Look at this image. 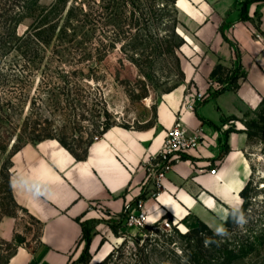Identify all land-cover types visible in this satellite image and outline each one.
Returning a JSON list of instances; mask_svg holds the SVG:
<instances>
[{"label": "rangeland", "instance_id": "1", "mask_svg": "<svg viewBox=\"0 0 264 264\" xmlns=\"http://www.w3.org/2000/svg\"><path fill=\"white\" fill-rule=\"evenodd\" d=\"M58 1L72 6L69 27L32 55L34 60L27 70L30 75L13 82L12 76L25 72L21 66H14L16 53L0 61V67H4L1 71L8 75L7 79L0 77V102L11 98L16 102L0 121V220L10 212L17 218L20 231L12 239L0 237L3 264L15 252L19 242L16 235L26 237L30 230L37 235L40 230V224L16 204L9 191L14 169L12 150L19 138L27 144L51 134L66 138L81 151V141L86 143L93 136L94 122L100 123L105 117L97 115L95 108L99 106L94 107L100 95L107 100L111 122L145 128L156 124L157 104L174 85L186 83V94L193 93L195 98L194 108L209 92L222 86L210 78L209 89L202 93L194 82L180 79L184 56L196 63L200 60L186 40L192 39L189 34L193 27L187 13L195 10L188 0H32L37 8L33 13ZM252 4L257 5L255 11L249 9ZM263 6L264 0H251L242 16L249 20L255 39L264 46ZM32 20L23 15L20 34ZM234 46L233 61L222 74L225 84L232 75L248 72L244 65L240 72L235 71V50L240 48ZM240 54L242 57L241 50ZM252 60L264 64V49ZM246 78L241 77L240 82ZM230 98L231 94L225 95L220 105H226ZM238 105L240 112L227 117L225 124L248 135L253 174L243 226L238 224L223 236H182L176 226L154 231L146 226L128 232L118 222L106 219V224L109 221L114 226L117 242L101 245L95 256L86 254L81 259L84 247L71 264H264V124L258 107ZM96 136L102 135H95L94 140ZM2 173L7 176L3 178ZM86 223L94 230L99 227L94 219ZM103 238L104 243L107 237Z\"/></svg>", "mask_w": 264, "mask_h": 264}, {"label": "crops", "instance_id": "2", "mask_svg": "<svg viewBox=\"0 0 264 264\" xmlns=\"http://www.w3.org/2000/svg\"><path fill=\"white\" fill-rule=\"evenodd\" d=\"M188 1L195 10L187 13L193 27L192 39L186 40L200 60L181 59L186 82L207 92L214 67L220 62L232 63L234 45L241 50L246 80L237 91L227 90L196 108L193 93L186 94L184 83L163 94L157 104L156 124L145 128L113 125L92 142L85 159H78L56 138L25 144L13 156L11 183L16 202L40 224V230L37 235L30 230L26 237L21 236L24 241L18 242L4 264H71L86 245L82 223L89 219L99 225L93 229L90 247L95 256L101 245L119 239L109 221L118 222L123 231L139 229L128 226L126 219L137 211L141 197H145L148 225L169 218L182 231L200 221L214 231L225 229L230 209L242 207L241 191L253 174L248 135L245 131L228 132L225 119L240 112L238 104L250 109L260 105L264 64L252 58L264 46L255 39L249 20L242 18L246 0ZM256 6L252 4L250 11ZM228 94L230 100L220 105ZM178 118L191 129L203 128L206 140L174 163L157 191L150 179L151 163ZM215 167L218 171L211 173ZM153 191L158 192L157 197L151 196ZM17 232L16 217L6 215L0 220V237L12 239ZM104 235L107 240L103 243Z\"/></svg>", "mask_w": 264, "mask_h": 264}, {"label": "trees", "instance_id": "3", "mask_svg": "<svg viewBox=\"0 0 264 264\" xmlns=\"http://www.w3.org/2000/svg\"><path fill=\"white\" fill-rule=\"evenodd\" d=\"M31 1L32 0H0V61L3 57H6L11 53L12 54L16 53L15 57L17 58L16 61L14 62V66L16 67L21 66L22 69H25V72L22 73L21 75L12 76L13 82L16 83H18L19 81L25 79L30 75V71L27 70H29L28 69L29 65L32 63V60H34L32 55L38 52L40 46L50 44L55 38V36H57V34L66 31L67 28L69 27V22L71 21L72 6L69 5L68 2H65L63 5L62 4L60 5L58 1L50 6L39 9L38 13L35 15L33 12L34 11L36 12L37 8L35 7L34 4L31 3ZM250 1L251 0H246L244 2L242 8V15L245 11H248V4L250 3ZM24 14H27V16L32 17L33 20L28 24L26 30L22 34H20L19 26L22 23V17ZM242 18L247 19L244 16H242ZM173 32L175 35L178 36L175 30H173ZM235 55L238 61V65L235 66V71L240 72V70L243 69V64L240 59L241 58L240 50L236 49ZM228 68L229 67L222 62L218 63L214 67V69L210 74V78L217 79V81L220 82L222 86L213 92H209V95L206 98H204L201 103L206 102L211 97L217 96L227 90H237L240 88L241 86L240 78L246 77L248 74L244 73L242 76L239 74L232 75L227 80L228 84H225L226 81L223 78L222 74L223 71L227 70ZM3 69L4 67L3 68L0 67V77L5 76L7 79L8 75H6V73L1 71ZM180 69H181L180 79L181 80L183 79L184 81L186 78V74L183 71L181 64H180ZM74 73L75 71H73V73L70 75L73 76ZM179 86L180 83L174 85L167 92H171ZM21 95L22 94H20V96ZM14 100L13 98H11V99H7L6 101L0 102V121L4 120V118L7 117L11 105L16 104ZM107 105L108 104L106 98H103V96L100 95V99L95 102L94 107L99 106V108H95L98 112L97 115L101 116L104 114L105 117L100 123H97V121L94 122V129L92 132L93 136L86 143L83 140L81 141V143L79 144L81 151L75 150L74 147L70 144V142H68V140L64 137H57L55 135L47 134L39 138L38 141L48 138H56L65 147H67L78 159L80 160L85 159L88 154V148L94 141L95 135L104 134L113 125H122L124 127L131 128L129 124H118L116 122H111L110 113ZM6 106L8 107V109ZM258 108H259L258 115L260 121L264 124V96ZM231 131H233V129H228V132ZM248 134L249 136L252 135L251 132H249ZM21 139L19 138L18 139L19 142L16 141V143L13 145L12 158L14 154L25 145L20 142ZM1 147L4 148V145H2ZM6 176L7 175L5 174L3 175L2 173L3 178ZM9 185H10L9 191L11 198L16 202L10 179H9ZM250 187H251V181L241 191V195L244 198V202L242 204V207L239 208V210L243 212V214L247 211L248 208L247 199L249 197ZM16 204L18 203L16 202ZM233 211L234 208H231L228 218L225 222L226 233H229L238 225V223L234 219ZM7 214L10 215L11 213L7 212ZM120 222H123V220H121ZM82 225L84 231L83 239L86 241V246L81 259H83L86 254H91L90 247L93 238V229L87 225L86 221H84ZM112 227L114 228L113 225ZM176 228L178 229V227ZM202 233H209L218 236L217 232L214 231L207 223L203 221H200L198 226L188 230L185 233H180V234L182 236H189L191 234L200 236V234Z\"/></svg>", "mask_w": 264, "mask_h": 264}, {"label": "built area", "instance_id": "4", "mask_svg": "<svg viewBox=\"0 0 264 264\" xmlns=\"http://www.w3.org/2000/svg\"><path fill=\"white\" fill-rule=\"evenodd\" d=\"M206 136V132L203 128L191 129L181 118L175 121L167 130L160 151L155 156V161L151 163L150 179L157 188V191L163 186L165 174L174 163L182 159L186 153L202 145L206 140ZM99 137L100 136H96L95 138L98 139ZM217 171L218 169L216 167L211 169V173H216ZM157 191L151 192V196L157 197ZM147 219L148 211L145 209V197H141L137 201V211L131 212L126 219V224L128 226H136L138 228L151 226L152 231L156 229L170 230L173 229L174 226L178 227V225L169 218H165L162 222L152 225H148ZM182 232L185 233L187 231Z\"/></svg>", "mask_w": 264, "mask_h": 264}, {"label": "clouds", "instance_id": "5", "mask_svg": "<svg viewBox=\"0 0 264 264\" xmlns=\"http://www.w3.org/2000/svg\"><path fill=\"white\" fill-rule=\"evenodd\" d=\"M233 216H234V219L236 220V222L240 225V226H243L245 223H246V220H245V216L243 214V212H241L239 210V207H236L234 208V211H233ZM216 232L218 235H226V231L223 227H218L216 229ZM210 241H205V243H209Z\"/></svg>", "mask_w": 264, "mask_h": 264}, {"label": "water", "instance_id": "6", "mask_svg": "<svg viewBox=\"0 0 264 264\" xmlns=\"http://www.w3.org/2000/svg\"><path fill=\"white\" fill-rule=\"evenodd\" d=\"M17 241H19V242H23L24 239H23L21 236H18V237H17Z\"/></svg>", "mask_w": 264, "mask_h": 264}]
</instances>
